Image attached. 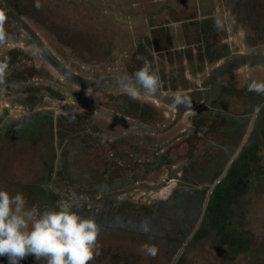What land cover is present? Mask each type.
Returning a JSON list of instances; mask_svg holds the SVG:
<instances>
[{
	"label": "rangeland",
	"instance_id": "374dc122",
	"mask_svg": "<svg viewBox=\"0 0 264 264\" xmlns=\"http://www.w3.org/2000/svg\"><path fill=\"white\" fill-rule=\"evenodd\" d=\"M0 14V190L94 219L89 264H264L262 185L239 214L248 255L211 237L181 248L175 230L199 220L197 181L261 142L264 94L248 87L264 82V0H0ZM145 61L161 87L132 99L120 81Z\"/></svg>",
	"mask_w": 264,
	"mask_h": 264
},
{
	"label": "clouds",
	"instance_id": "9594fccd",
	"mask_svg": "<svg viewBox=\"0 0 264 264\" xmlns=\"http://www.w3.org/2000/svg\"><path fill=\"white\" fill-rule=\"evenodd\" d=\"M35 6L40 7L39 3ZM4 19L0 15V40L4 37ZM223 26L220 19L215 21L218 30ZM6 67L0 64V80ZM120 84L132 99H139L142 93L152 95L161 87L157 72L147 61L134 73V78L126 76ZM248 90L264 94V82L253 81ZM181 102L177 96L176 103ZM26 205L23 193L10 195L0 190V257H6L8 264H20L28 256L43 258L46 264H89L100 231L94 219L73 211L68 201L42 212L36 206L29 209ZM147 251L153 256L156 254L154 247Z\"/></svg>",
	"mask_w": 264,
	"mask_h": 264
},
{
	"label": "trees",
	"instance_id": "16d2710c",
	"mask_svg": "<svg viewBox=\"0 0 264 264\" xmlns=\"http://www.w3.org/2000/svg\"><path fill=\"white\" fill-rule=\"evenodd\" d=\"M52 63L59 70L58 65L54 61ZM260 137L262 146H259L258 143L246 145L225 175L216 183L209 195L202 220L188 242L201 243L211 237L229 260H236L240 256L250 253L253 246L251 233L238 224L245 196L253 191L256 185L264 186V167L261 164L263 156L261 153H264V127ZM219 176L220 172L212 170V177L208 183L216 181ZM182 191L188 192L186 189H182ZM207 191L208 187L197 191L199 207H202L201 204ZM179 192L181 190L176 192L177 200L181 199L182 193ZM190 217L188 216L184 222L176 220L177 223H180L178 228L175 227L178 237L177 245L180 247L183 246V240L190 235L194 227L195 220Z\"/></svg>",
	"mask_w": 264,
	"mask_h": 264
},
{
	"label": "flooded vegetation",
	"instance_id": "af4514ba",
	"mask_svg": "<svg viewBox=\"0 0 264 264\" xmlns=\"http://www.w3.org/2000/svg\"><path fill=\"white\" fill-rule=\"evenodd\" d=\"M79 81H81V83L83 84V85H85L86 84V86L85 87H92V85L93 84H96V83H94V82H92V81H89V80H86V79H80V78H77ZM120 101V100H119ZM263 105H264V101H263ZM140 108V110L142 109V107L140 106L139 107ZM125 110H127V108H124V109H122V111H125ZM246 116V118L245 119H247V115H245ZM252 119V120H251ZM253 120H254V118L253 117H249L248 118V126H247V129H248V127L250 128V129H256V127H254L253 126ZM131 124H133V123H131ZM133 125H135V124H133ZM137 126H135V128H136ZM244 128L246 129V126H244ZM141 130V129H140ZM131 136H134V134H131ZM245 137H246V134H245ZM247 138H248V136H247ZM247 138H246V140H247ZM244 139L245 138H243L242 140H240V141H238L237 142V146L236 147H234L235 149H234V151H232L231 153V155L230 156H227L226 157V159L224 160V164H221L220 165V168H217V169H212L213 171H218V172H220V174L223 172V169L230 163V165H229V167L232 165V163L235 161V159L239 156V154L244 150V148L246 147V145L247 144H245V142H246V140L244 141ZM228 167V168H229ZM212 170L210 171V172H207V175H206V177H205V179H204V181L202 182H200V181H197L198 183H197V188L195 189V191H200L201 189H203V187H208L209 186V183H208V181L211 179V177H212ZM227 172V171H226ZM225 175V174H224ZM207 193V192H206ZM205 198V197H204ZM203 202H204V200H203ZM202 208V207H201Z\"/></svg>",
	"mask_w": 264,
	"mask_h": 264
},
{
	"label": "water",
	"instance_id": "95a60500",
	"mask_svg": "<svg viewBox=\"0 0 264 264\" xmlns=\"http://www.w3.org/2000/svg\"><path fill=\"white\" fill-rule=\"evenodd\" d=\"M229 165H230V163H229V164L223 169V172L220 174L219 178H218L216 181H214V182H212L211 184H209V186H208V191H207V195H206L205 198H204V204L202 205V208H201V213H200L199 220H198V222L195 224V226L193 227V229H192L190 235L186 238V240L184 241V243H186L187 240L190 239V237L193 235L194 231L196 230V228H197L198 225L200 224V222H201V220H202V217H203V214H204V211H205L206 203H207V201H208V199H209V195L211 194L212 189L214 188V186L216 185V183L219 181V179H221V178L224 176V174H225L226 171L228 170ZM180 251H181V250H180ZM179 254H180V252L177 254V256H178Z\"/></svg>",
	"mask_w": 264,
	"mask_h": 264
},
{
	"label": "bare ground",
	"instance_id": "6f19581e",
	"mask_svg": "<svg viewBox=\"0 0 264 264\" xmlns=\"http://www.w3.org/2000/svg\"><path fill=\"white\" fill-rule=\"evenodd\" d=\"M260 144V143H259ZM176 159V158H175ZM240 176V175H239ZM235 177V176H234ZM243 178V177H242ZM26 189V188H25ZM137 210V209H136ZM215 236V235H214ZM193 238V237H192ZM185 252V251H184ZM233 260V259H232Z\"/></svg>",
	"mask_w": 264,
	"mask_h": 264
},
{
	"label": "snow or ice",
	"instance_id": "6c2138e0",
	"mask_svg": "<svg viewBox=\"0 0 264 264\" xmlns=\"http://www.w3.org/2000/svg\"><path fill=\"white\" fill-rule=\"evenodd\" d=\"M0 15H2V14H0Z\"/></svg>",
	"mask_w": 264,
	"mask_h": 264
},
{
	"label": "crops",
	"instance_id": "0c3cea01",
	"mask_svg": "<svg viewBox=\"0 0 264 264\" xmlns=\"http://www.w3.org/2000/svg\"><path fill=\"white\" fill-rule=\"evenodd\" d=\"M130 124V123H129Z\"/></svg>",
	"mask_w": 264,
	"mask_h": 264
}]
</instances>
